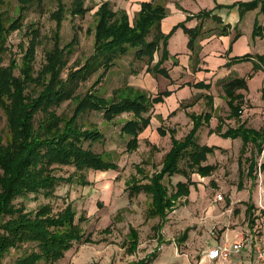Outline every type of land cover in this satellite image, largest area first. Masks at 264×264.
<instances>
[{
    "label": "trees",
    "instance_id": "trees-1",
    "mask_svg": "<svg viewBox=\"0 0 264 264\" xmlns=\"http://www.w3.org/2000/svg\"><path fill=\"white\" fill-rule=\"evenodd\" d=\"M15 1L16 14L13 16L7 11L11 2L0 0V111L4 117V127L0 130V264H6L5 259L13 254L11 264H55L63 259L75 244L93 243L81 227V224L86 223V216L80 215L76 218V211L71 202L66 203L56 213H53L50 204H40L32 211L27 209L25 203L28 200H36L40 195L46 199L53 198L56 187L61 182L88 185V181L81 177V174L87 171L107 172L118 169L107 155L91 149L93 144L104 140V135L95 125L87 126L83 117L90 112H101L104 122L113 123L121 115H129L121 121L119 134L128 137L126 150L132 152L138 147L139 135L150 125L154 105L163 103L164 98L172 94L171 91L164 90L152 95L133 86L124 85L113 90L110 97L98 96L95 88L101 84L104 73L112 66L114 59L132 52L135 59H145L147 74L153 78L161 76L172 83L167 62L171 60V66H177L178 60L176 56H169L167 41L177 29H181L187 37L189 69L196 73L201 71L200 41L212 35H228L230 26H223L221 19L214 15L215 9L222 8L218 4L213 10H201L196 14L187 15L186 21L196 20L194 27H186L184 21L164 34L160 26L169 13L165 6L167 0L140 2V8L132 21L126 10H113L108 0H99V4L94 7L85 6V0H55L56 9L50 14L54 21L52 47L45 51L42 67L35 70L36 48L42 41L40 30L32 23L25 26L27 43L21 42L18 45L22 53L19 62L10 57L8 65L2 64L3 56L10 52L7 46L8 37L22 28L27 11L33 5L40 7L43 0ZM236 4L240 15L244 10L258 6L260 12L264 13V0ZM177 7L184 11L180 6ZM93 9L94 23L92 29H88V33L92 35L93 54L82 66H76L63 78L62 71L67 65V55L78 40L73 34L72 39L61 46L60 34L65 16L69 13L72 17H84ZM208 20L216 24V28L206 29L205 22ZM234 30L231 44L240 35L236 28ZM252 37H264V24L254 23ZM249 58L255 59L252 62V72L222 85L223 97L230 112L229 119L239 120L244 103V95L240 91H247L248 78L257 71L264 72V56L247 54L232 58L227 63H239ZM100 67H103L105 72L84 94L78 93L80 82L85 83ZM184 86L205 90L210 88L209 84L201 81L180 85ZM205 97L211 105L212 98L208 95ZM197 100L194 97L184 107L193 106ZM64 102H67L70 108L69 114L57 112V108ZM179 108H182V104ZM177 110L172 111L168 117L174 115ZM187 115L192 126L181 139L175 137L174 129L168 130L171 145L162 158L160 168L150 176L144 175L145 182L133 177L126 185L130 198L141 192L149 198L147 215L159 219V223L154 226L156 232L162 229L167 215L177 201L189 195V188L194 185L191 175L208 177L217 168L216 165L207 164V157L220 148L200 145L196 137L201 126L209 125L211 114ZM157 118L162 119L160 116ZM156 132L159 136L166 134L162 126H159ZM209 133H215L222 138H241L242 155L246 153L248 144L255 147L257 154L261 152L264 144V127L255 130L241 124L235 128L228 127L222 132V122L219 120L217 126L209 130ZM256 164L251 160L248 165L247 174L250 177L254 176ZM66 166L72 167L74 172L67 177L55 174L57 167ZM136 172L143 174V170L138 166ZM174 175L182 176L185 182L179 181L169 190V186L164 184V179ZM76 176L78 182L75 181ZM239 186L241 187L240 183ZM261 217L262 214L254 203L248 202L243 218V230L252 232L254 227L262 224ZM110 229V226H107L101 233L109 234ZM188 231L186 229L183 232L180 242L187 239ZM138 237V232L129 227L127 241L124 242L129 255L136 252ZM158 237L160 239V236ZM154 258V254H150L130 264H150Z\"/></svg>",
    "mask_w": 264,
    "mask_h": 264
},
{
    "label": "rangeland",
    "instance_id": "rangeland-1",
    "mask_svg": "<svg viewBox=\"0 0 264 264\" xmlns=\"http://www.w3.org/2000/svg\"><path fill=\"white\" fill-rule=\"evenodd\" d=\"M8 1L11 3L7 6V11L14 16L16 1ZM108 1L111 2L113 10L123 9V0ZM99 2V0H85V6L94 7ZM55 9V0H43L40 7L33 5L27 11L22 21V28L8 37L7 46L10 52L3 56L4 66L8 65L10 57H14L19 62L22 53L18 45L21 42L27 43L28 36L24 34V30L28 23H32L40 30L42 41L36 48L34 68L39 70L42 67L45 62V51L52 47L54 21L50 18V14ZM95 9L84 17H72L69 13L65 16L60 34L61 46L66 45L73 34L78 40L67 55V65L62 71L63 78L76 66H82L93 54L92 35L88 33V29H92L94 23L92 14ZM156 58L155 54V61ZM145 69V59L137 60L132 52H128L126 55L115 58L106 72L103 67L97 68L85 83L80 82L78 93L84 94L105 72L101 84L95 88L96 94L100 97H110L113 90L124 85L135 86L134 88L152 94L150 90L154 87V81ZM182 81L192 80L184 77L180 80ZM160 92H163L162 88L158 93ZM193 98L188 101L182 100L179 103V105L182 104V108H179L174 115L161 120L157 118L160 115H154L152 109L150 125L139 135L138 147L132 152L126 150L128 137L119 134L121 121L129 115L123 114L113 123L104 122L101 112H90L83 117L87 126L95 125L104 135V140L93 144L91 149L96 153L107 155L118 169L107 172L87 171L82 173L81 177L88 181V185L61 182L57 185L53 198L46 199L40 195L36 200H28L25 203L27 209L32 211L36 210L40 204H50L53 213H56L66 203L71 202L76 211V218L80 215L86 216V223L81 224V227L93 243L75 244L64 258L55 264H90L92 262L130 264L150 254L155 256L150 264H215L202 260L206 250L218 244L222 237L224 239L223 234H231L234 230L243 229L247 203L252 202V196L254 197L257 192L258 177L255 174L252 177L247 174L249 159H255L256 156L254 146L248 145L246 153L241 155L238 145L232 143L228 145L227 151L215 150L214 154L208 155L207 164L216 165V170L208 177L191 175L194 185L190 186L189 195L177 201L159 232L154 230L159 219L150 218L147 215L150 207L149 198L143 192L130 198L126 191V185L131 178L135 177L145 182L144 175L150 176L160 168L162 158L171 145L168 130L174 129L177 139H181L189 131L191 120L187 114L192 110L184 106ZM224 110L225 114L229 113L225 108L221 111ZM57 112L69 114L70 108L67 102L61 104ZM260 117L263 118V113H260ZM235 122L238 123L236 120ZM159 126L165 130L164 136L157 134L156 129ZM3 127L4 117L0 111V130ZM200 139L203 142L206 137L203 135L197 139L201 145ZM206 142L210 141L205 140L204 143ZM137 166L143 170V174H137ZM73 172L74 169L69 166L57 167L55 170V174L62 177H67ZM75 179L78 182L77 176ZM179 181L185 182V178L174 175L166 177L164 184L172 190ZM218 194L223 200L215 202L214 199ZM107 226L111 228L110 233H101ZM129 227L134 228L139 236L137 250L131 255L126 252L124 246ZM186 229L189 230L187 239L180 242V237ZM13 256L14 254L5 259L6 264H11ZM240 261L241 263L245 261L243 255Z\"/></svg>",
    "mask_w": 264,
    "mask_h": 264
},
{
    "label": "crops",
    "instance_id": "crops-1",
    "mask_svg": "<svg viewBox=\"0 0 264 264\" xmlns=\"http://www.w3.org/2000/svg\"><path fill=\"white\" fill-rule=\"evenodd\" d=\"M143 1L148 0H123V9L127 11V14L131 21L140 8L139 3ZM251 1L253 0L166 1L165 6L168 9L169 13L161 21L160 26L161 31L164 34L169 33L173 26L184 21L186 22V27H194L197 23L196 20L192 19L190 21H186V16L189 14H196L201 10H213L216 4L221 5L222 8L215 9L213 11L214 15L221 19L223 26H230V28L228 29V35H212L200 41L201 63L199 64V66L201 68V71L192 73L189 69L187 37L181 29H177L167 41V50L169 52V56H176L178 60L177 66H171V60L167 62L168 73L170 75L172 83L161 76L153 78L148 74V76H150L154 81V87L150 90L153 95L161 91V88L163 89V91L169 90L172 92L170 96L164 98L163 103L154 105L153 114L160 115L162 119L168 117L172 111L177 110L179 108V103L182 100L188 101L189 99L193 98V96H198V98L200 97L193 106L188 107L187 109L190 108V110H192L191 113L195 114H211L209 125L201 126L196 135L197 139L204 135V137H206L205 140L210 141L208 143H204L205 140L203 139L202 142L200 139L201 145L203 144L207 146H216L221 150L227 151L229 149L228 145L236 143L238 145V148H240L239 150H241V138H222L215 133H209V130H213L217 126L219 120H221L222 122V132H224L228 127L235 128L241 124H243L246 128L255 130L264 127V97H262V91H264V72L261 70L257 71L251 78L247 79V91H240L244 95V105H242L241 107L239 120H236L238 121V123L235 122L234 118L229 119L230 112L228 114H225V110L221 111L224 108L229 111L227 102L223 97L222 85L232 80L233 78H242L247 74H250L253 67L252 62L255 59L249 58L246 61L227 65L229 60L247 54L250 56H264V37H252L254 23L258 22L260 25L264 24V13L260 12V6H258L254 9H248L246 11L244 10L242 15H240L239 7L236 4L238 2L247 3ZM177 5L186 12L178 9ZM216 26L217 25L210 20L205 22L206 29H214L216 28ZM234 28L239 31L240 35L231 44L232 39L235 35ZM184 77H189L192 81L180 82V80H182ZM200 81L204 82L205 84H209V90L195 89L188 86L180 87L181 84H185L187 82L195 83ZM205 95H208L210 98H212L211 105H209L208 99L205 97ZM254 96L256 97L255 100ZM254 101L257 103H255ZM163 110H165V112H163ZM260 113H263L262 119L260 117ZM238 143H240V145ZM255 155V159H249V163L251 160H253L255 163L257 162L260 153L257 154V152H255ZM254 197L252 196L253 203ZM242 231L243 229L241 231L234 230L231 234H223L222 236H224L225 238L223 239L222 237L218 244L214 246L224 244L225 242L229 245L235 242H240L243 235ZM242 255L243 258H245V261L241 263L240 259ZM232 261L235 264H237V262L238 264H253L251 258L246 256L245 254L233 255Z\"/></svg>",
    "mask_w": 264,
    "mask_h": 264
},
{
    "label": "built area",
    "instance_id": "built-area-1",
    "mask_svg": "<svg viewBox=\"0 0 264 264\" xmlns=\"http://www.w3.org/2000/svg\"><path fill=\"white\" fill-rule=\"evenodd\" d=\"M264 145L260 152L257 164L255 167V175L258 177L259 182L257 186V192L254 197V205L259 213L262 214L261 220L262 224L260 226L254 227L253 231L243 230L242 240L240 242H235L231 245L224 244L210 247L202 260H207L210 263L215 264H235L232 261L233 255L245 254L250 257L253 264H264ZM223 198L218 194L214 201H222ZM245 226V224H244ZM244 228V227H243Z\"/></svg>",
    "mask_w": 264,
    "mask_h": 264
}]
</instances>
